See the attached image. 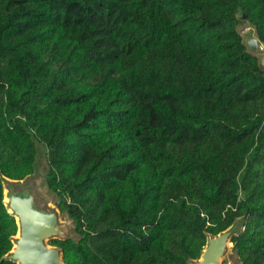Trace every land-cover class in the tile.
I'll list each match as a JSON object with an SVG mask.
<instances>
[{"label": "trees", "instance_id": "trees-1", "mask_svg": "<svg viewBox=\"0 0 264 264\" xmlns=\"http://www.w3.org/2000/svg\"><path fill=\"white\" fill-rule=\"evenodd\" d=\"M264 0H0V169L48 183L67 264H187L232 240L264 264ZM0 180V260L14 218ZM11 264V263H2Z\"/></svg>", "mask_w": 264, "mask_h": 264}, {"label": "water", "instance_id": "water-1", "mask_svg": "<svg viewBox=\"0 0 264 264\" xmlns=\"http://www.w3.org/2000/svg\"><path fill=\"white\" fill-rule=\"evenodd\" d=\"M249 51L259 59V39L248 42ZM47 150L36 142L33 173L22 180L6 177L0 169L3 186V204L17 225L16 235L10 238L12 249L0 260V264H67L64 249L52 245L53 241L80 243L84 238L77 232V223L68 212L57 205L58 195L48 183L50 167ZM247 214L238 217L232 225L219 234L205 233L206 244L197 259L189 258L187 264H244L238 250H234L233 238L244 232Z\"/></svg>", "mask_w": 264, "mask_h": 264}, {"label": "rangeland", "instance_id": "rangeland-1", "mask_svg": "<svg viewBox=\"0 0 264 264\" xmlns=\"http://www.w3.org/2000/svg\"><path fill=\"white\" fill-rule=\"evenodd\" d=\"M241 34H242L246 44H248V42L253 40V39H257V35H256L254 28H252L251 25H249L245 21L243 23V28L241 30ZM260 45H261V50L259 51V54H263L264 53V44L260 43ZM260 60H261V64L264 66V59H260ZM46 160H47V157H46ZM224 264H227V262L225 261Z\"/></svg>", "mask_w": 264, "mask_h": 264}]
</instances>
